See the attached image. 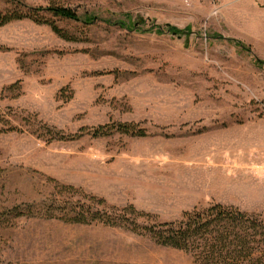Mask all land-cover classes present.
I'll return each mask as SVG.
<instances>
[{
    "label": "rangeland",
    "instance_id": "1",
    "mask_svg": "<svg viewBox=\"0 0 264 264\" xmlns=\"http://www.w3.org/2000/svg\"><path fill=\"white\" fill-rule=\"evenodd\" d=\"M48 7L78 14L37 11L70 39L0 27V264H191L125 229L12 211L62 195L159 223L216 203L264 213V0H0ZM119 123L146 136L94 137Z\"/></svg>",
    "mask_w": 264,
    "mask_h": 264
},
{
    "label": "trees",
    "instance_id": "2",
    "mask_svg": "<svg viewBox=\"0 0 264 264\" xmlns=\"http://www.w3.org/2000/svg\"><path fill=\"white\" fill-rule=\"evenodd\" d=\"M37 11H47L55 17L80 21L78 14L66 7H48L27 12L15 8L11 12L0 14V27L13 21L28 19L38 24L46 23L57 36L70 39L53 23L41 20ZM84 22L91 23L92 19L87 17ZM115 132L132 137L146 136L144 130L132 124L120 123L101 126L94 130L93 135L105 137ZM51 139L74 140L75 137L52 134ZM72 191L74 192V188L71 186H61L59 195ZM62 197L63 195L61 199L51 200L49 204L15 207L12 211L16 217L25 215L27 211L28 217L125 229L138 236L148 237L158 246L189 253L192 257L191 264H264V213H247L234 206L216 203L185 211L177 221L159 223L153 216L139 212L133 206L113 208L112 213L108 214L102 200L96 202L102 208L94 209L80 202H64Z\"/></svg>",
    "mask_w": 264,
    "mask_h": 264
},
{
    "label": "crops",
    "instance_id": "3",
    "mask_svg": "<svg viewBox=\"0 0 264 264\" xmlns=\"http://www.w3.org/2000/svg\"><path fill=\"white\" fill-rule=\"evenodd\" d=\"M254 211L256 212H263L264 211V205H260L258 207L253 208Z\"/></svg>",
    "mask_w": 264,
    "mask_h": 264
}]
</instances>
